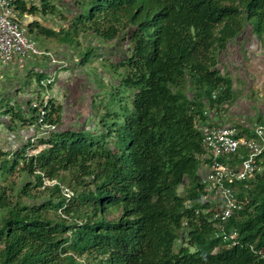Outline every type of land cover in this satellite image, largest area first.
I'll return each mask as SVG.
<instances>
[{"label": "trees", "instance_id": "trees-1", "mask_svg": "<svg viewBox=\"0 0 264 264\" xmlns=\"http://www.w3.org/2000/svg\"><path fill=\"white\" fill-rule=\"evenodd\" d=\"M52 3L13 5L19 18L53 15ZM71 4L70 19L60 14L68 26L58 41L79 47L81 36L96 37L121 50L118 63L107 60L118 75L119 110L89 141L82 130L59 128L62 108L49 99L43 123L57 130L0 150V264H264V176L232 185L241 209L225 226L238 234L231 248L216 237L215 205L199 176L207 162L199 124L231 96L219 55L247 25L264 33V0ZM30 103L26 111L1 109L0 124L7 116L10 129H40ZM237 129L239 137H254L249 128ZM15 172L34 180L16 186L9 181ZM112 208L119 213L108 219Z\"/></svg>", "mask_w": 264, "mask_h": 264}, {"label": "crops", "instance_id": "crops-1", "mask_svg": "<svg viewBox=\"0 0 264 264\" xmlns=\"http://www.w3.org/2000/svg\"><path fill=\"white\" fill-rule=\"evenodd\" d=\"M21 1L26 3L27 6L33 5L41 9L42 0ZM70 2L72 3L73 0ZM57 8L58 11H62L61 7L57 6ZM65 11H68V9L64 10V15L69 19L74 15L73 12L68 11V13H66ZM54 14L57 15V11ZM56 18L57 16H52L47 13L44 14L43 11L37 12L36 14H24L21 17L19 16V21L26 29H28V26L34 25L32 33H37V35L45 38L44 47L46 49L42 52L49 53L55 63H51L48 56L44 59L42 57L46 56H41V58L32 57L33 59L14 58L5 68L8 69L7 72L10 74L8 75L9 77L22 69L21 72L24 70L36 79L38 76L42 75V81L52 80L51 85L45 87V92L43 91L44 93H41L39 91L37 96L39 97L41 93L43 95L42 97L46 96L52 100L56 106H61L63 104L61 100L64 98L63 93H65L64 89L68 90L69 87L66 85V76L67 74H73L75 70H67L70 69L71 65V47L60 44L58 41L59 37L56 35H59L62 29L67 28L68 24L65 22L60 24ZM52 19L54 22L51 21ZM36 25L55 33L57 38L56 54L49 52V49L52 48L53 45H50L46 39L50 38L39 33V29ZM217 68L222 76L227 79L231 96L229 97L230 100L224 104L222 108L207 112L209 118L206 123L209 126L215 127L231 126L236 129L241 127L244 129L249 128L252 134L256 127H264V33L257 34L254 32L251 25H247L236 38L228 43L226 49L220 53ZM18 88H20V86ZM31 89L32 88L28 87L23 91L26 95L24 96L25 99L22 105H26L31 101ZM71 94L74 95L73 91H71ZM72 99L69 109V115L71 117L67 115L68 113L65 112V108L61 110V125L59 128L64 130H73L74 126L77 127L80 125L78 121L85 118V115H88L86 102L83 103L80 100V96L77 95L72 97ZM93 100L91 99L89 101L91 109L93 107ZM3 120L9 121L7 117H2L1 121ZM67 122L70 123L67 124ZM215 122L217 124H215ZM27 127L23 126L22 128ZM203 170L204 168L202 166L199 175Z\"/></svg>", "mask_w": 264, "mask_h": 264}, {"label": "rangeland", "instance_id": "rangeland-1", "mask_svg": "<svg viewBox=\"0 0 264 264\" xmlns=\"http://www.w3.org/2000/svg\"><path fill=\"white\" fill-rule=\"evenodd\" d=\"M72 0H50V2L54 3L56 6L62 8V11H57V15L53 14L52 16H57L58 23L62 24L64 21L61 18L62 12L64 14V10L70 12L73 4H71ZM52 3V4H53ZM58 10V9H57ZM73 10V9H72ZM86 10V9H85ZM68 11H65L68 13ZM65 13V14H66ZM47 14H51L47 12ZM70 14V13H69ZM51 21L54 22L52 19ZM56 24V23H55ZM29 36L36 42L37 47L41 51H45L44 47V40L43 36L37 35V33H28ZM57 35V34H56ZM59 38L60 36L57 35ZM50 45H53L50 48L49 52L57 53L56 48V36L55 37H48ZM79 39V47L75 45H71L70 47V69L69 71L75 70L73 74H67L66 85H68V90L64 89L65 93L63 103L61 108H65V112L69 115V109L71 107L72 97L75 95L80 96V100L85 103L86 108L88 109V115H85V118H82L78 121L80 124L77 127H73V130H82L87 135V140L97 139L99 134L103 133L104 126L109 125L111 123V115L116 113L119 110L120 102L118 100L116 94L115 83L118 80V75L111 68L108 61L111 63H118L121 59L122 52L114 50L111 43L102 44L99 39L89 38L81 36ZM126 46V45H125ZM100 47L103 50H100ZM115 47V46H114ZM127 47V46H126ZM91 49V54H86L87 49ZM111 49V50H110ZM122 50H125V47H122ZM108 52H112L111 55ZM109 57V59H108ZM41 58V57H40ZM47 58V57H42ZM33 59V58H32ZM108 60V61H107ZM12 62V61H11ZM10 62V63H11ZM8 65V64H7ZM7 65L0 64V99H3L0 102V112L1 109L8 107L14 108L15 110L22 108L26 111V105L23 104V100L25 99L24 96L26 95L23 91L25 88H32L31 89V101H39L42 99V94L45 92V87L40 85L36 78L32 77L30 73H26L24 70H18L16 74L10 75L5 67ZM69 65V64H68ZM78 69V70H77ZM77 70V71H76ZM75 75V76H74ZM74 76V77H73ZM64 80V81H65ZM45 82V81H44ZM72 85V86H71ZM20 86V88H18ZM19 89V90H18ZM124 89H120L121 95L126 97L128 93L123 92ZM40 96L38 97V92ZM44 91V92H43ZM73 91L74 95L71 94ZM21 92V93H20ZM27 99V98H26ZM93 100V107L90 108V100ZM1 101V100H0ZM70 102V104H69ZM124 103V101H123ZM29 112V111H28ZM29 114V113H28ZM70 116V115H69ZM88 116V117H87ZM7 117V116H6ZM25 117H29V115H25ZM71 117V116H70ZM110 117V118H109ZM8 120L10 121L9 117ZM85 120V121H83ZM218 120V119H217ZM9 121H1L0 124V150L4 152H9L12 150H16L23 146V142H27L30 140L31 137L36 135L39 131L33 127L22 128L20 124H17L15 129H10L11 124ZM70 122H67L69 124ZM215 124H217L215 122ZM205 125H208L205 123ZM209 126V125H208ZM33 128V129H32ZM70 129V128H69ZM76 130V131H77ZM23 131V132H22ZM40 150V149H39ZM33 181V177H28L22 173L15 172L9 181L13 182L16 186H19L24 181ZM8 180L5 183L8 184ZM183 189H179V193L182 194ZM11 193V192H10ZM33 194H38V190H32ZM13 194V193H12ZM39 196V195H38ZM41 197V195H40ZM119 211L112 208L108 212V219H112L118 215ZM50 215H53V212L50 211ZM180 242L177 243L179 245Z\"/></svg>", "mask_w": 264, "mask_h": 264}, {"label": "built area", "instance_id": "built-area-1", "mask_svg": "<svg viewBox=\"0 0 264 264\" xmlns=\"http://www.w3.org/2000/svg\"><path fill=\"white\" fill-rule=\"evenodd\" d=\"M13 3L14 0H0V64L7 65L14 58L41 56H48L50 62L55 63L49 53H43L38 49L26 27L19 22V14ZM51 83L52 80H47L40 84L46 87ZM48 101L49 98L44 96L41 100L30 103V107L36 111L38 117L37 124L40 129L37 137H43L57 130L56 126L43 123ZM33 128L37 129V127ZM199 129L205 149L202 159L207 161L202 165L204 170L199 175L200 180L208 186L209 193L206 197L215 205L213 218L217 220L220 229L216 237H221L226 248H231L236 244L238 234L235 229L227 232L225 226L241 209L232 185L247 183L258 174L264 176L261 159L264 154V127H256L254 137L251 138L239 137L238 130L231 126L215 127L199 124ZM241 150L245 156L240 154ZM235 157L237 160L232 162L231 159Z\"/></svg>", "mask_w": 264, "mask_h": 264}]
</instances>
